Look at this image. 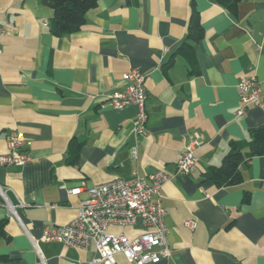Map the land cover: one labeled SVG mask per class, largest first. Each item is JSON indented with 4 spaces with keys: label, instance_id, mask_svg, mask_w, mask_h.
<instances>
[{
    "label": "crops",
    "instance_id": "obj_1",
    "mask_svg": "<svg viewBox=\"0 0 264 264\" xmlns=\"http://www.w3.org/2000/svg\"><path fill=\"white\" fill-rule=\"evenodd\" d=\"M194 8L204 28L197 40L188 38ZM53 16L42 0H0V155L21 131L33 156L0 165V264H97L94 245L44 242L43 227L74 219L95 184L157 170L173 176L161 190L171 255L156 264H264V154L241 166L237 184L207 178L232 142L248 156L250 131L264 125V106L238 114L244 77L257 76L264 101V0H241L237 16L214 0H100L66 36L52 32ZM131 69L145 75L139 136L136 106L108 100ZM193 139L195 168L174 175ZM111 230L134 237L144 225Z\"/></svg>",
    "mask_w": 264,
    "mask_h": 264
},
{
    "label": "built area",
    "instance_id": "obj_2",
    "mask_svg": "<svg viewBox=\"0 0 264 264\" xmlns=\"http://www.w3.org/2000/svg\"><path fill=\"white\" fill-rule=\"evenodd\" d=\"M2 34L3 28L0 26V36ZM2 52L0 42V53ZM124 79L127 87L114 91L108 100L117 109L136 106L132 128L134 134L139 136L145 132L148 119L145 75L138 69H131L124 74ZM239 88L242 101L239 115L249 105L264 106L261 99L262 87L256 75L244 77ZM8 141L9 151L0 155V165L22 166L33 160L23 132H10ZM198 145V139L185 145L174 175L188 173L195 168ZM132 154L137 155L136 146L132 148ZM172 176L163 170L147 176L135 172L130 179L113 178L95 184L88 189V197L83 200L78 215L64 225L44 226L40 239L44 242H60L78 249L94 245L97 252L94 262L97 264H117L118 255H123L135 264L159 263L171 255L161 190ZM80 190L75 188L70 192L79 193ZM0 193H5L1 185ZM138 219L142 220L144 231L134 237L111 230L113 225H133ZM186 224L195 226V222L191 220L186 221Z\"/></svg>",
    "mask_w": 264,
    "mask_h": 264
},
{
    "label": "trees",
    "instance_id": "obj_3",
    "mask_svg": "<svg viewBox=\"0 0 264 264\" xmlns=\"http://www.w3.org/2000/svg\"><path fill=\"white\" fill-rule=\"evenodd\" d=\"M54 10L51 30L55 35L66 36L81 28L86 22V13L97 6L100 0H42ZM131 1V0H128ZM225 6L234 16L238 15V4L241 0H214ZM204 36V28L199 12L193 9L189 22L188 38L197 40ZM250 153L246 156L242 145L231 143L229 152L224 156L222 164L208 174L207 178L220 186L237 184L242 179L241 166L247 163L253 156L264 154V125L255 127L250 131V139L247 142ZM80 144H72L68 161L74 162L79 156ZM2 222V221H1ZM0 222V234H3Z\"/></svg>",
    "mask_w": 264,
    "mask_h": 264
}]
</instances>
